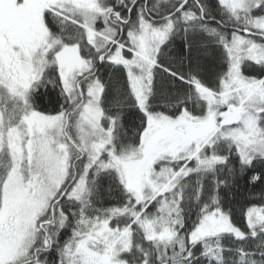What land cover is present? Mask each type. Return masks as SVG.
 Masks as SVG:
<instances>
[{
    "label": "snow or ice",
    "instance_id": "1",
    "mask_svg": "<svg viewBox=\"0 0 264 264\" xmlns=\"http://www.w3.org/2000/svg\"><path fill=\"white\" fill-rule=\"evenodd\" d=\"M0 264H264V0H0Z\"/></svg>",
    "mask_w": 264,
    "mask_h": 264
}]
</instances>
